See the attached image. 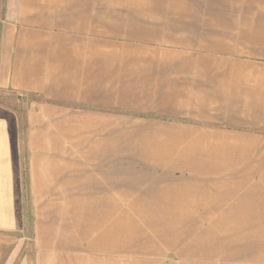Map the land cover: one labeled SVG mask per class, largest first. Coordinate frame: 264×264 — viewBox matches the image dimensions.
Here are the masks:
<instances>
[{
	"label": "crops",
	"instance_id": "1",
	"mask_svg": "<svg viewBox=\"0 0 264 264\" xmlns=\"http://www.w3.org/2000/svg\"><path fill=\"white\" fill-rule=\"evenodd\" d=\"M3 10L0 264H264V0Z\"/></svg>",
	"mask_w": 264,
	"mask_h": 264
},
{
	"label": "rangeland",
	"instance_id": "2",
	"mask_svg": "<svg viewBox=\"0 0 264 264\" xmlns=\"http://www.w3.org/2000/svg\"><path fill=\"white\" fill-rule=\"evenodd\" d=\"M4 2L5 0H0V16L4 12ZM26 102V101H25ZM25 110L26 103L21 96L15 95L10 92L0 91V114L7 115L11 119L12 123L16 125L17 130L21 131V142L17 144V150L20 156L21 168L25 173V168H23L24 156H26V151L24 149V136H25ZM27 207V206H26ZM29 212H25L21 219V225L23 227V232L20 235L26 239L22 240V244L19 248H8V260L11 259L10 264H33V246L31 242V225L29 220H27L25 215Z\"/></svg>",
	"mask_w": 264,
	"mask_h": 264
},
{
	"label": "trees",
	"instance_id": "3",
	"mask_svg": "<svg viewBox=\"0 0 264 264\" xmlns=\"http://www.w3.org/2000/svg\"><path fill=\"white\" fill-rule=\"evenodd\" d=\"M26 182H27V180H26ZM25 216H26L27 220H29L30 225H31V223H32V213L29 212L28 215H25Z\"/></svg>",
	"mask_w": 264,
	"mask_h": 264
}]
</instances>
